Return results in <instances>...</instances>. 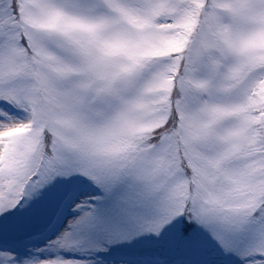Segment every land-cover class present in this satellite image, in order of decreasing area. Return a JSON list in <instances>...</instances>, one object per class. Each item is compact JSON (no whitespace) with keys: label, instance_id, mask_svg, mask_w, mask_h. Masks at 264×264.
<instances>
[{"label":"snow or ice","instance_id":"obj_1","mask_svg":"<svg viewBox=\"0 0 264 264\" xmlns=\"http://www.w3.org/2000/svg\"><path fill=\"white\" fill-rule=\"evenodd\" d=\"M0 264H264V0H0Z\"/></svg>","mask_w":264,"mask_h":264}]
</instances>
